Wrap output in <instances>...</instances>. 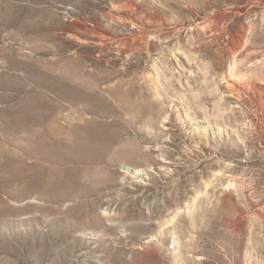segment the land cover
<instances>
[{
    "label": "rangeland",
    "instance_id": "1",
    "mask_svg": "<svg viewBox=\"0 0 264 264\" xmlns=\"http://www.w3.org/2000/svg\"><path fill=\"white\" fill-rule=\"evenodd\" d=\"M0 264H264V0H0Z\"/></svg>",
    "mask_w": 264,
    "mask_h": 264
},
{
    "label": "bare ground",
    "instance_id": "2",
    "mask_svg": "<svg viewBox=\"0 0 264 264\" xmlns=\"http://www.w3.org/2000/svg\"><path fill=\"white\" fill-rule=\"evenodd\" d=\"M106 214V213H105Z\"/></svg>",
    "mask_w": 264,
    "mask_h": 264
}]
</instances>
